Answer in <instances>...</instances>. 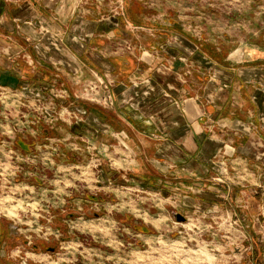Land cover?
Here are the masks:
<instances>
[{"label": "rangeland", "instance_id": "374dc122", "mask_svg": "<svg viewBox=\"0 0 264 264\" xmlns=\"http://www.w3.org/2000/svg\"><path fill=\"white\" fill-rule=\"evenodd\" d=\"M125 3L171 43L186 35L217 62L264 66V0H110L101 16ZM147 45L136 51L158 50ZM85 73L72 75L74 95L55 91L61 104L0 90V264H264V209L253 224L232 193L204 206L117 175L118 140L90 119L114 108L112 84ZM257 193L264 200V185Z\"/></svg>", "mask_w": 264, "mask_h": 264}, {"label": "crops", "instance_id": "0c3cea01", "mask_svg": "<svg viewBox=\"0 0 264 264\" xmlns=\"http://www.w3.org/2000/svg\"><path fill=\"white\" fill-rule=\"evenodd\" d=\"M109 2L0 0V90L61 104L55 91L74 95L72 75L98 72L112 84L114 108L90 119L118 140L109 157L117 175L164 194L186 190L204 206L232 193L255 224L264 209V66L217 62L186 35L171 43L169 31L137 20L128 3L121 15L101 16ZM140 40L158 50L137 52Z\"/></svg>", "mask_w": 264, "mask_h": 264}, {"label": "water", "instance_id": "95a60500", "mask_svg": "<svg viewBox=\"0 0 264 264\" xmlns=\"http://www.w3.org/2000/svg\"><path fill=\"white\" fill-rule=\"evenodd\" d=\"M178 220H179L180 222H184V218L178 217Z\"/></svg>", "mask_w": 264, "mask_h": 264}]
</instances>
